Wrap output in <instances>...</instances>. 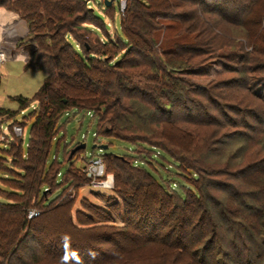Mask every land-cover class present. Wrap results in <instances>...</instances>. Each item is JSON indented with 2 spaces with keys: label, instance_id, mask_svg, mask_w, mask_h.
<instances>
[{
  "label": "rangeland",
  "instance_id": "obj_1",
  "mask_svg": "<svg viewBox=\"0 0 264 264\" xmlns=\"http://www.w3.org/2000/svg\"><path fill=\"white\" fill-rule=\"evenodd\" d=\"M102 1L104 2V0ZM117 1L120 4L123 2L125 8L126 0ZM151 1L153 10L158 11L157 0ZM210 1L213 5L211 10L207 11L202 8L207 13H201L200 10V12L195 10V6L193 7L187 3L182 5L181 9L175 8L176 13H182L183 11L195 12L198 19L202 21V26L197 25L199 29L194 27L189 31V40L194 38L197 42L193 44L192 40L190 43L193 46H201L199 43L202 42V39L205 43L212 44V49L203 55L194 56L190 59L184 58L182 55L176 59L173 58L174 71H171L172 67H168L165 72H162L167 76L166 82L171 76L179 81L181 91L178 93L179 100L177 102L171 103L170 107L164 111L165 106L170 103V98L162 97L161 102H159L160 109L155 108L156 111H153L151 110L153 108L150 107L153 103L151 98L143 97L142 94L135 93L129 88L121 87V91L117 89V91H120V100L118 101L121 103L120 105L128 103L130 98L133 101L132 103L136 104V106H132L133 113H127L129 117L126 115L130 124L129 131L144 137L137 138L141 142L145 141L153 146L145 143L133 147L132 144L119 139L98 136L95 118H90L91 115L89 116L85 111L70 109L61 116L57 124V134L51 141L47 158L45 157L46 160H42L38 170L41 173L44 168L47 173L53 167L46 180L49 188L44 185L41 190L42 192L46 188L43 192L46 190L48 192L44 195V198H49L42 202V198L39 197V204H34L33 199H31L30 209L27 212V218L31 220L33 229L38 224V227H41L38 232L31 230L38 242L29 238V245L32 246L30 253L41 248L43 253L63 252L69 258L73 257L71 255L75 256L79 251L80 254L76 264H195L188 253L183 252L182 255L179 252L172 253L156 243H150L155 236V229L152 227L154 224L157 225L155 220L152 221L151 227L143 226L141 221L140 225L144 229L138 235L136 233H117L115 231L83 234L76 233L71 229L68 220L69 208H71V213H76L82 222L92 220L95 225L103 224L98 220H106L105 224H112L107 221V219H110L108 215L99 212L96 206H106V203L114 204L118 202V206L107 208L114 216H118L123 209V205L114 193L105 190L100 191L102 193H95L87 187L81 188L87 183L84 179V177H87L83 174L82 171L84 170L82 168L90 167L84 159L92 160L98 156L102 158L103 155L127 157L130 162L136 160L137 163L134 165L136 169H129L133 175L131 178L134 179L128 183L129 186L136 181L141 182V179L145 180V170L165 189H167L168 180H170V184L171 182L176 183L178 187L175 189V194L181 198L185 197L187 189L195 196L197 191L180 176V174L186 176L189 173L181 168L178 169L175 162H181L184 167L192 169L210 167L212 170L216 166L222 169L227 168L229 176L217 175L213 179L221 180V185L224 186L223 188L220 186L222 189L218 183L211 186V188L206 187L211 196H208L207 192L205 196L215 204L210 202V216L206 223L202 221L201 224L207 225V228L212 229L214 233L216 232L218 235L216 250L223 248L222 250L227 251L230 257L231 262L225 259L224 262L219 264H235L234 261L238 259L237 255L234 257L226 249L229 242L237 246L241 243L240 246L248 248L253 255H258L255 248L259 244L261 247L263 246L262 250L264 252L263 199L249 200L247 198L245 204L249 209L243 210L240 209V206H237V200L232 192V190L238 191V188L243 189V191L246 190L249 186L247 185L248 182H253L256 185H262L264 182V166L247 171L248 173L242 175V177L239 175L238 179L233 178L235 170H239L237 172L240 173L246 172L252 162L264 160V55L256 48L258 45L264 46V25L261 27V16L256 18V12L264 11L261 10V6H264V0ZM91 3L95 8V15L103 22L106 32L116 35L123 44H126L120 29V17L116 3H114V21L109 17H105L99 11L98 4L100 3L98 0H91ZM69 6V4L66 5L67 8ZM218 7H220V11L217 9ZM218 12L224 13L228 18L241 13L243 14L241 15L242 23L244 20H248V23L237 25L223 18ZM4 13H0V55L2 57L0 60V110H6L14 114L4 115L0 118V137L6 135L9 139H14L15 136L17 138L0 141V201L4 203L8 200L10 203L22 204L26 202L29 195L26 191L23 193L22 190L27 188L31 177H23L21 168L29 166L31 161L28 163L22 162L18 157L13 160L12 157L16 156L15 151L18 148L20 137H18V133L13 137L10 130L25 124L21 136V148L23 154L27 155L31 129L34 123L33 114L37 110V104H27L26 109L20 110L19 104L14 98L21 97L31 100L40 88L45 75L42 72H32L24 68L26 61L30 60L34 52V45H18L20 40L27 35L26 25L18 15L11 12L17 16L22 25L24 23V26L11 24L8 27L6 19L9 15L5 13V16L2 17ZM169 13L173 14L174 12ZM262 14L264 16V13ZM141 15L145 16L142 13L139 15L140 18ZM193 21L194 18L190 21L191 25ZM153 22L157 27L150 24L151 26L148 25V35L147 32L143 34L155 41H153V44H156L155 49H157L161 45L162 34H164L163 30H158V25L167 22L175 23V20L160 21L159 18H155ZM201 29H204L203 35L201 32L199 33ZM173 32L172 35L169 32L167 34L173 36ZM197 33L199 34L197 35ZM168 35L165 36L169 37ZM144 36L133 34L132 37L133 40H136V48L143 51L145 50L141 48L140 44L143 40H146ZM200 36L202 37L200 38ZM252 43L257 46L253 47ZM119 48V52L122 53L125 46L119 44ZM141 57L139 60H141ZM137 58L135 59L137 60ZM142 62L148 67V70L150 66L157 65L154 55L147 57L146 60L143 59ZM201 62L206 64L203 67L187 69L189 65ZM141 69L145 68L139 67L129 71L134 76L138 75ZM105 76L99 79L95 77L94 80L96 81L94 83L89 80L86 81L81 76H77L74 80L86 90L95 93L116 91V88L109 84L113 76ZM148 93L151 95L157 94L151 88H149ZM138 108L147 110L143 120L135 118L134 111H139ZM35 145L36 142L32 141L30 152L35 149ZM80 145H84V148L79 149L69 158L71 152ZM102 146H105L106 149L101 150ZM68 159H72L71 170L78 174L77 177H64L70 168V164L67 163ZM107 160L104 161V164L102 163L103 180L113 187L116 184L122 186L125 176L123 177L121 167H118L117 161L116 163L110 161L111 159ZM56 170L60 174L57 182L62 180L58 186L50 184ZM121 172L122 174L118 175ZM192 173L194 172L192 171ZM116 175H118V178ZM194 176L196 177V175ZM143 182L146 183V181ZM215 182L217 181L215 180ZM39 185L40 183L35 185L34 191ZM152 187L154 190V186L151 185ZM229 187L233 189L225 191ZM219 189L221 191H218ZM243 191L241 192L243 193ZM60 193H62L61 198L56 200ZM91 194H98L104 199L96 198ZM33 195L35 197L36 193ZM70 200H72V204ZM49 203H52V205L46 208ZM41 204L45 207H42ZM219 205L225 207V212ZM222 213H225L232 221L220 219ZM133 218H135V215ZM154 218L159 221V218L162 217L157 214ZM73 221L76 222L75 219ZM113 222L120 223L121 220L115 218ZM240 240L241 242H239ZM212 256L224 257L218 251L212 253ZM260 259L263 261H255L253 257L252 261L254 264L264 263V259ZM45 261L43 260L42 264H46ZM252 261L249 259L248 264L253 263Z\"/></svg>",
  "mask_w": 264,
  "mask_h": 264
},
{
  "label": "trees",
  "instance_id": "obj_2",
  "mask_svg": "<svg viewBox=\"0 0 264 264\" xmlns=\"http://www.w3.org/2000/svg\"><path fill=\"white\" fill-rule=\"evenodd\" d=\"M98 1L100 3L98 4L99 11L105 17H109L113 21L115 16L114 3H116L120 17V29L126 44H123L116 35L106 32L103 22L95 15V8L91 0H0V8L15 13L26 25L27 35L20 40L18 45H34V52L30 60L26 61L24 68L32 72H42L45 75L40 88L31 100L21 97L14 98L18 102L20 110L26 109L30 103H36L37 110H35L33 114L34 123L31 129L27 155H24L22 152L21 134L18 136L20 139L18 148H16L15 151L16 156L12 157L13 160L18 157L22 162L28 163L31 161V164L29 166L27 165L28 167L21 168L23 177H31L27 184V188L22 190L23 193L26 191L27 194H29L26 198L27 203H10L8 200L2 203L0 201V264H42L43 260H46V264L77 263L76 261L80 254L79 251L75 256L71 255L73 257L69 258L63 252L52 251L51 254L43 253L41 248L30 253L32 246L29 245L28 242L29 238L38 242L36 237L33 236L32 231L38 232L41 227H38V224L34 226L33 229L31 220L27 218V212L28 209H30L31 199H33L34 204H39V197L42 198V202L49 198H44V195L48 192L47 190L43 192L46 188L42 192L41 190L42 186L47 185V176L53 167L47 173L44 168L41 173L40 171L38 172V170L40 169L39 167L42 160H46L47 158L51 141L57 134V124L61 116L66 114L70 109L85 111L89 116L91 115L90 118H95L98 136L119 139L132 144L133 147L145 143L149 146H153L145 141L141 142L137 138L144 137H140L133 131H129L128 128L130 124L129 121H127V113L132 114L133 107L136 106V104H133L130 98L128 103L120 105L121 103L118 101L120 100L121 87L126 89L129 88L135 93L142 94L143 97L151 98L154 104L152 103L150 107L153 108L151 109L153 111H156L155 108H157V110L160 109L161 106L159 102H161L162 97L166 99L170 98V103L164 108L165 111L170 107L171 103H175L179 100L178 93L181 91V87L178 83L179 81L174 79L171 75L169 76L172 78L169 77V80L166 82L167 76L162 72H165L168 67H172L171 71H174L173 69L175 66L173 58L176 59L178 56L182 55L184 58L190 59L194 56L208 53L210 49H212V44L205 43L203 39L199 44L204 48L200 45L201 48L198 45L193 46L190 43L192 40L193 44L197 43L194 38L189 40L188 35L190 29H194V27L199 29L197 25L202 26V21L198 19L195 12L183 11L182 13H176L175 11V8L181 9L182 5L187 3L193 7L195 6V10H200L201 13H207L203 11V9L207 11L211 10V6L213 5L210 0H157L158 11L153 10L154 8L151 0H126L123 12L120 11V5L117 0L112 2L110 6H106L102 0ZM67 4L70 5L68 8L66 7ZM206 6L209 8L207 9ZM217 9L219 10L220 7ZM261 10H264V6H261ZM169 12L174 13L171 14ZM142 13L145 14V16L141 15L142 17L140 18L139 15ZM256 13V18L261 16L260 22L262 27L264 25V16L262 14L264 11ZM219 14L229 22L231 21L237 25H245L248 23V20H244L242 23L241 15L243 14L241 13L234 14L231 18H228L227 15L222 12ZM155 18H159L160 21L175 20V23L167 22L166 24L158 25V30H163L164 34H162L161 45L160 47L158 46L157 49H155L156 44H153L154 40L147 38L143 34L147 32L148 35V25L152 24L157 27L153 22ZM193 18L194 21L191 25L190 21ZM182 24L185 25L183 26ZM174 29L175 31L173 32ZM201 30H199V33L201 32L203 35L204 29ZM171 31L174 33L173 36L167 34L169 32V34L172 35ZM199 33H197V35ZM133 34H135V36L138 34L146 38V40H143L142 44H140L141 48L145 51L136 48L137 43L136 40L132 39ZM201 37L202 36H200V38ZM119 44L125 46L122 53L119 52ZM252 44L253 47L257 46L255 43ZM258 46L256 48L263 52L262 54L264 55V46ZM153 55L157 60V62H155L157 65L150 66L148 70V67L142 60H146L147 57ZM140 57L141 60H139ZM135 58H137V60ZM204 64L201 62L189 65L187 69L191 70V67H203ZM139 67L145 69H141L138 75H131L130 71ZM108 75L113 76L109 84L116 88V91L117 89L120 91H114L115 93L110 91L95 93L86 90L74 80L77 76H81L86 81L89 80L94 83L96 81L94 80L95 77L99 79L102 76L107 77ZM133 81L135 82L132 83ZM149 88L155 90L157 94L151 95L148 93ZM138 109L139 111H134L135 118L143 120L147 110L145 108ZM10 114L13 115L14 113L0 110V118L4 115L10 116ZM24 125L25 124L20 126L22 131L24 130ZM10 131L11 135L15 136L13 129ZM15 138L17 137L15 136L14 139ZM7 139L14 140L13 138L9 139L6 135L0 137L1 142ZM32 141H35L36 145L31 153L30 145ZM107 159H111L110 161H117L118 167H121L123 172V177L125 176V179L122 181L123 185L120 186L116 184L111 192L120 200L123 209L119 212L118 216H114L107 208L118 206V202L114 204L106 203V206L95 205L99 212L108 215L110 219H107V221L112 223L105 224L104 222L106 220H98L103 224L95 225L92 220L82 222L76 213H71V208H69V226L73 231L83 234L98 231H115L117 233H136L138 235L139 233L141 234L144 225L151 227L152 221L155 220L157 221V225L154 224L152 226L155 229V236L150 243H156L172 253L179 252L180 255H182L183 252L188 253L192 262L195 264H219L224 262L225 259L231 262L227 251L222 250L223 248H218V250H216L218 247L216 244V241H218L216 240L218 238L216 232L214 233L212 229L207 228V225L201 224L202 221L206 223V220L210 216V202L215 204L210 198L205 196L206 192L208 196H211L206 187L211 188V186L218 183L219 187L221 186L223 188L224 186L221 185V180L215 179L217 181L215 182L213 179L217 175L224 177L229 176L226 170L227 168L222 169L216 166V168L212 170L210 167L192 169L190 167H184L181 162H175L178 165V169L181 168L183 171L189 173L183 176L179 172L180 176H182L186 182H189L197 191V195L195 196L187 189L185 197L181 198L175 194V189L178 187L176 183L171 182L170 184V180H168L166 185L167 189H165L145 170V180L141 179V182L136 181L129 186L128 183L134 180L131 178L133 175L129 169H136L134 166L135 163H137L136 160L130 162L127 157L103 155L101 158L102 163L104 164V161H108ZM71 160L72 159H68L67 163L70 164V168L65 173L64 177H77L76 175H78L71 170ZM263 166L264 160L252 162L246 172L243 171L240 173L237 172L239 170H235L233 178L238 179L239 175L242 177V175L248 173L247 171ZM192 171L194 173H192ZM201 171H203V173H201ZM122 172L118 173V175L122 174ZM118 175H116L117 178ZM194 175H196V177ZM58 176H60V174L58 170H56L54 176H52L50 180L51 185L58 186L61 183L62 180L57 182ZM84 179L87 182L84 186H87L90 180L85 177ZM143 181H146V183ZM37 183H40V185L34 191V187ZM248 183V190L246 189L243 191V189L240 190V188H238V191H234L232 190L233 188L230 187L224 189L225 191L232 190L234 198L237 200V206L241 207L240 209H249L245 204L247 203V198L249 200L261 198L263 199L262 204L264 206V182L262 185H256L253 182ZM151 185L154 186V190L153 187L151 188ZM84 186H81V188ZM221 189L218 191H221ZM241 191H243V193ZM35 193L36 196L33 197ZM61 194L62 193H60V196L56 200L61 198ZM91 195L99 199H104L98 194ZM70 201L72 204V200ZM52 203H49L46 208L52 205ZM41 206L45 207L42 204ZM219 207L225 212V207L220 205ZM157 214L162 217L159 218V221L154 218ZM134 215L135 218H133ZM262 215L264 216V212H262ZM115 218L120 219L121 222L114 223L115 221L113 222V219ZM73 219H75L76 222H74ZM220 219L232 221L229 220V217L225 215V213H222ZM141 221L143 226L140 225ZM239 242H241V240ZM36 244L38 245V243ZM240 244L241 243L237 246L229 242V244L226 245V249H228L234 257H236V255L238 256V259L234 261L235 264H248L249 259L252 261L253 257L255 261H263L260 259H264L263 246L261 247V245L257 244L255 250L258 255H253L248 248L240 246ZM215 251L222 253L224 257H213L212 253ZM250 264H254V262Z\"/></svg>",
  "mask_w": 264,
  "mask_h": 264
},
{
  "label": "built area",
  "instance_id": "obj_3",
  "mask_svg": "<svg viewBox=\"0 0 264 264\" xmlns=\"http://www.w3.org/2000/svg\"><path fill=\"white\" fill-rule=\"evenodd\" d=\"M120 4V3H119ZM120 11H124V4L121 2L120 4ZM1 55H0V60H1ZM14 134H19V136L22 134V129L20 127H14L13 128ZM85 162H87L90 167L84 169L83 174L90 180L89 186L91 189L94 190H112L113 186L111 184H107L105 180H103L104 177V172H103V165H102V160L101 157L98 156L96 159H84ZM83 165V161L81 162ZM31 218V216H29Z\"/></svg>",
  "mask_w": 264,
  "mask_h": 264
},
{
  "label": "crops",
  "instance_id": "obj_4",
  "mask_svg": "<svg viewBox=\"0 0 264 264\" xmlns=\"http://www.w3.org/2000/svg\"><path fill=\"white\" fill-rule=\"evenodd\" d=\"M5 12L7 15H9L8 19H6V25L9 27L11 26V24H15L16 26H19L18 24H20V27L24 26V23L22 25V23L17 19V16L12 14L11 12H8L6 10H4L3 8H0V13ZM5 13L2 14V17L5 16Z\"/></svg>",
  "mask_w": 264,
  "mask_h": 264
},
{
  "label": "water",
  "instance_id": "obj_5",
  "mask_svg": "<svg viewBox=\"0 0 264 264\" xmlns=\"http://www.w3.org/2000/svg\"><path fill=\"white\" fill-rule=\"evenodd\" d=\"M113 1H114V0H104L106 6H109ZM83 148H84V145H80L78 148H76L75 150H73V151L71 152L69 158H71L72 155H73L76 151H79V149H83ZM93 148H94V146H93ZM100 149H101V150H105L106 147H105V146H102Z\"/></svg>",
  "mask_w": 264,
  "mask_h": 264
}]
</instances>
